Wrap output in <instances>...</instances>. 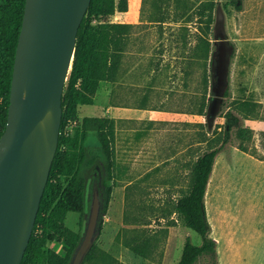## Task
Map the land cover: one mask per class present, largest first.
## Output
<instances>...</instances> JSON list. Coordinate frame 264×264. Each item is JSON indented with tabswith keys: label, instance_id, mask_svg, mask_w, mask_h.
<instances>
[{
	"label": "rangeland",
	"instance_id": "1",
	"mask_svg": "<svg viewBox=\"0 0 264 264\" xmlns=\"http://www.w3.org/2000/svg\"><path fill=\"white\" fill-rule=\"evenodd\" d=\"M123 1L85 22L92 103L75 107L63 131L65 140L75 135L85 116H108L115 126L112 197L82 264H178L188 237L201 244L175 203L210 143L220 146L206 194L217 254L202 255L198 264H264V0H240L241 10L215 0L210 28L197 13L208 0H127L122 11ZM105 29L107 67L100 50ZM86 144H99L95 130ZM67 148L64 141L62 152ZM61 181L58 174L52 178L55 185ZM95 183L105 203L102 166L90 173L87 211ZM85 221L68 212L52 240L34 226L22 262L61 264L71 232L83 234Z\"/></svg>",
	"mask_w": 264,
	"mask_h": 264
},
{
	"label": "water",
	"instance_id": "2",
	"mask_svg": "<svg viewBox=\"0 0 264 264\" xmlns=\"http://www.w3.org/2000/svg\"><path fill=\"white\" fill-rule=\"evenodd\" d=\"M90 3L26 0L8 118L0 138V264H21L31 238L57 150L56 146L50 158V150L45 148L40 183L37 145L43 112L54 108L58 145L64 88L73 67L79 27ZM89 199L85 229L69 264L83 263L101 231L104 202L99 184L93 185Z\"/></svg>",
	"mask_w": 264,
	"mask_h": 264
},
{
	"label": "trees",
	"instance_id": "3",
	"mask_svg": "<svg viewBox=\"0 0 264 264\" xmlns=\"http://www.w3.org/2000/svg\"><path fill=\"white\" fill-rule=\"evenodd\" d=\"M236 9H242L240 0H230ZM26 0H0V138L5 131L8 109L10 104L11 82L18 39L22 27ZM215 0H208L198 9V20L210 28L214 21ZM128 8L127 0L123 1L122 11ZM106 11L113 13L116 9L114 0H91L87 14L82 20L76 43L73 67L68 78L66 90L63 93V119L58 138L57 150L53 159L49 181L45 187L35 227L41 225L47 233L46 240H52L61 232L68 212H78L81 222L86 220L88 182L90 173L96 166L106 169L108 185L106 187L105 212L108 210L112 197V180L114 173V120L108 116H85L78 123L77 132L64 139V126L74 108L78 105L92 103L90 94L91 53L89 51L88 33L90 26L86 25L88 16L101 15ZM100 35V50L105 67L109 66L111 38L109 30H102ZM106 75L105 79H108ZM236 120L238 118L234 117ZM95 130L99 139L97 146L86 144L88 132ZM245 130H242L244 132ZM241 133L243 138L251 136ZM66 141L68 148L62 152V145ZM196 160L192 168V178L188 191L183 193L175 203V210L182 216L185 225L197 232L202 243H194L190 237L186 239L178 264H198L204 254L216 256L217 241L210 235L211 223L208 219L206 194L208 184L215 165L220 146L209 144ZM55 174L63 177V181L55 185L52 178ZM102 227V221H101ZM82 233L71 232L66 256L61 264H69L73 253L81 239ZM35 239L32 234L31 242L26 249L25 257L31 252V244ZM131 249L137 250L136 246ZM91 252V251H90ZM90 252L86 258H90ZM139 253H143L138 250ZM21 264H27L24 259Z\"/></svg>",
	"mask_w": 264,
	"mask_h": 264
},
{
	"label": "bare ground",
	"instance_id": "4",
	"mask_svg": "<svg viewBox=\"0 0 264 264\" xmlns=\"http://www.w3.org/2000/svg\"><path fill=\"white\" fill-rule=\"evenodd\" d=\"M56 146H57V140H56V127L54 122V108L53 106H51L43 112V128L38 138L37 172L40 183L43 180V175L45 170L44 150L45 148L48 147L50 150V158H52L56 150Z\"/></svg>",
	"mask_w": 264,
	"mask_h": 264
},
{
	"label": "crops",
	"instance_id": "5",
	"mask_svg": "<svg viewBox=\"0 0 264 264\" xmlns=\"http://www.w3.org/2000/svg\"><path fill=\"white\" fill-rule=\"evenodd\" d=\"M120 14H121L122 16H124V13H120ZM121 15H120V16H121Z\"/></svg>",
	"mask_w": 264,
	"mask_h": 264
},
{
	"label": "built area",
	"instance_id": "6",
	"mask_svg": "<svg viewBox=\"0 0 264 264\" xmlns=\"http://www.w3.org/2000/svg\"><path fill=\"white\" fill-rule=\"evenodd\" d=\"M95 19V18H94Z\"/></svg>",
	"mask_w": 264,
	"mask_h": 264
}]
</instances>
